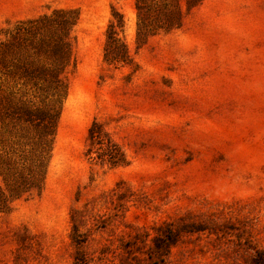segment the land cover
Instances as JSON below:
<instances>
[{
  "label": "rangeland",
  "instance_id": "1",
  "mask_svg": "<svg viewBox=\"0 0 264 264\" xmlns=\"http://www.w3.org/2000/svg\"><path fill=\"white\" fill-rule=\"evenodd\" d=\"M136 3L0 0V30L79 15L44 182L0 208V264H264V0H147L181 18L140 38ZM114 11L127 62L104 58Z\"/></svg>",
  "mask_w": 264,
  "mask_h": 264
},
{
  "label": "trees",
  "instance_id": "2",
  "mask_svg": "<svg viewBox=\"0 0 264 264\" xmlns=\"http://www.w3.org/2000/svg\"><path fill=\"white\" fill-rule=\"evenodd\" d=\"M192 0H188V3ZM137 38L180 21L178 9L158 12L137 0ZM161 13V14H160ZM76 9L54 8L21 19L0 30V208L42 188L55 138L60 103L67 94L66 72L73 63L72 31ZM123 15L113 12L106 32L104 58L127 62L128 47L119 36ZM90 128L94 144L111 163L114 147L102 132Z\"/></svg>",
  "mask_w": 264,
  "mask_h": 264
}]
</instances>
